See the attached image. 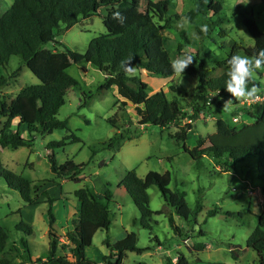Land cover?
<instances>
[{"label": "rangeland", "instance_id": "obj_1", "mask_svg": "<svg viewBox=\"0 0 264 264\" xmlns=\"http://www.w3.org/2000/svg\"><path fill=\"white\" fill-rule=\"evenodd\" d=\"M13 1L0 0L1 13H4ZM146 1L138 0L137 15L142 14ZM165 1L168 3L169 16H182L193 8L191 0ZM222 2L221 17L224 23L219 28L226 37L219 38L218 28H214L211 36L215 43L208 39L200 42L198 35L188 28L184 19L178 21L171 29L162 30V34L170 40H173L179 31H188L190 36H194L191 41L198 44L184 48L180 55L170 51L171 61L182 55L191 56L193 62L188 67L196 66L201 59L204 66L210 68L215 61L226 58L227 53L225 49H219L220 44L224 43L229 47L234 43L244 47L253 46L251 36L234 13L237 7L244 8L264 32V5L261 0ZM108 10L109 8L101 9L96 16L80 20L71 29L58 35L56 41L60 42L61 46L47 44L43 48V51L57 52L69 63L67 73L77 82V86L67 92L65 105L57 115L58 120L67 122L66 129L56 130L51 134L29 136L21 127L19 130L23 137L33 139L31 148L11 150L0 147V226L6 227L10 235L8 248L0 258L8 257L19 262L21 259L18 255L23 251L19 241L24 238L28 241L31 259L45 260L49 244L46 217L49 205L43 192L55 201L51 207L55 219L53 227L62 245L65 244L64 233L71 230V221L77 217L79 211L74 192L89 187L95 193L101 194L104 184L108 183L111 185L109 190L114 203L109 204L112 213L110 228L108 231H97L88 239L86 248L87 257L95 262L101 264L102 257L110 254L105 245L106 239L114 243L126 233L134 232L137 235V247L145 251L139 254L127 253L122 264H167L168 261L175 263L179 255L184 256L190 264H259L256 253L246 245L256 226L255 216L264 210L260 184L251 175L254 173V161L247 160V164L229 170L211 156H204L202 165L195 166L183 152L181 145L171 137L183 126L189 125L192 131L185 142L189 149L195 147L197 139L203 141V148L233 146L238 140L248 136L247 127L251 122L245 116L233 115V110L240 107L237 105L234 108L231 103H226L220 110L214 104L206 105L200 110L197 119L190 120L194 107H202V104L195 105V79L181 74L161 78L135 70L128 76L139 78L146 83L149 95L163 90L167 99L176 101L187 116L167 129L138 126L134 107L131 104H121L123 101L117 95L115 87L108 91L98 89L106 76L85 62L73 63L66 54V50L83 54L92 39L106 33L105 23L115 28L108 20ZM194 21L201 30L203 26L208 27L211 23L201 16L196 17ZM201 44L208 51L211 60L202 54L198 59L196 52ZM0 78H3L0 82V98L6 101L14 99L23 88L38 84V80L20 64L17 57H11L8 64L0 66ZM260 86L264 89V75L260 78ZM237 99L238 102L243 100ZM234 117L238 118L237 123L232 122ZM218 119L228 121L235 129V134L227 142L220 139L216 133L215 122ZM5 121L0 118V129ZM111 121H115V126ZM16 126L17 121L13 120L11 130L14 131ZM121 133L125 139L108 149L107 144L117 139ZM71 135L79 138L81 142L55 148L53 151L57 164L61 165L69 160L75 165L84 166L81 174L74 180L59 179L50 169L47 159L50 150L47 146ZM3 171L26 179L31 186L40 183L44 186L30 196L32 203H25L19 193L11 189L1 177ZM129 171H134L141 179L149 172L170 173V191L184 193L186 204L195 211L194 220L191 219L188 223L174 216L175 225L181 231L180 235L176 234L168 223L167 215L172 211L165 206L156 186L147 190L149 207L161 215L152 217L150 229L132 224L133 220L139 219V214L129 196L119 186L120 179ZM232 189H235V192ZM197 206H200V210L196 209ZM211 212L216 214L209 216ZM228 213L243 215L237 218L228 216ZM20 221L30 226L29 236L15 229ZM199 246H203V249H199ZM15 247L18 248L16 254L12 249Z\"/></svg>", "mask_w": 264, "mask_h": 264}, {"label": "trees", "instance_id": "obj_2", "mask_svg": "<svg viewBox=\"0 0 264 264\" xmlns=\"http://www.w3.org/2000/svg\"><path fill=\"white\" fill-rule=\"evenodd\" d=\"M193 8L186 14L169 16L168 3L165 0H147L141 15H137L138 0H14L12 5L4 12L0 11V66L9 63L11 57H17L20 64L38 80V84L23 88L14 99L8 101L0 98V118L5 123L0 129V147L17 150L18 148H31L33 139H26L20 133L24 128L29 136L32 134H51L56 130L66 129L67 122L57 119L59 110L65 105L67 92L77 86V82L67 73L69 63L57 52L43 51L47 44L61 46L56 37L76 25L80 20H87L96 16L101 9L109 8L108 20L115 28L105 23L106 33L92 39L85 52L79 54L66 50L69 59L77 64L85 62L106 76L99 90L108 91L116 88L117 95L122 99L121 104L134 107L138 117L137 125L142 127H156L167 129L170 125L186 118L183 109L174 100H168L165 92L159 90L148 94V85L139 78H130L122 67V62L129 63L135 70L143 71L147 75L161 78H170L176 73L171 68L170 51L180 55L184 48L198 45L191 41L192 36L188 31H179L173 40L162 34V30H169L181 19L187 22L188 28L198 35L200 42L212 40L211 32L218 28V37L224 38L225 33L219 27L224 23L222 19V0H191ZM264 5V0H261ZM119 12L122 19H115L114 14ZM201 16L210 20L207 32L202 31L195 24V18ZM241 21L245 31L253 40L252 47H244L234 43L230 47L222 43L220 50L226 51V58L215 61L213 66L206 68L203 61L198 60L196 66L185 69L184 74L195 79L197 100L190 120L198 118L200 110L206 105L214 104L217 109H223L226 103H231L235 108L239 106L237 98L226 91L225 82L229 65L228 59L238 54L252 57L259 50L264 49V32H262L250 14L244 8L237 7L234 13ZM215 43V40H212ZM198 59L202 56L210 59L208 51L201 44L197 50ZM264 72H254L251 83L260 86V78ZM3 78H0V82ZM251 83L249 87H251ZM172 89V88H170ZM86 103L83 104L85 106ZM233 115L245 116L251 124L248 125V136L238 140L233 146H213L203 148V141L197 139L194 148L189 149L185 142L192 127L183 126L174 136L183 152L190 157L195 166L202 165L204 156H211L226 169H235L236 166L247 164L253 160L251 174L259 182L264 197V105L256 104L250 108H235ZM17 121L14 131L11 123ZM115 126V121H111ZM216 133L224 141H229L235 134V129L226 120L218 119L215 122ZM121 133L107 144L108 149L124 140ZM68 141V142H67ZM81 142L79 138L71 135L59 142L47 146L50 150L47 159L52 173L59 179L74 180L83 169V164L75 165L72 161L58 165L54 149L66 146L69 143ZM103 147V145H101ZM1 177L8 186L19 193L25 203H32L31 195L41 190L44 184H30L24 178L10 172L3 171ZM171 182L170 173L163 174L149 172L144 178H139L134 171L125 173L120 179L119 186L129 196L134 208L139 214L138 220L132 224L144 229H150L152 217L161 215L149 207L147 190L156 186L163 202L172 213L168 216V223L174 232L181 234L180 228L175 225L174 216L188 223L194 220L195 211L186 204L185 194L169 189ZM110 184H104L101 194L95 193L92 188L83 187L74 192V197L79 204L77 217L71 221V230L63 236L65 244H60L59 236L54 230L55 219L51 207L54 200L46 192L43 196L49 205L48 220V251L44 261L31 259L28 241L20 239L19 245L23 250L20 261L16 262L8 257L0 258V264H99L86 255L88 239L92 238L99 230L108 231L111 225L112 213L109 204L113 203ZM199 205V203L197 204ZM200 210V206H197ZM216 212H211L213 216ZM242 213H228V216L242 217ZM256 217V226L246 241L247 248L253 250L259 258V264H264V210ZM30 235V226L23 221L15 227ZM203 234V232H199ZM9 231L0 226V255L4 254L9 245ZM106 247L110 250L108 256L102 257L101 264H122L129 252L143 253L145 249L137 247V235L134 232L126 233L124 237L114 243L105 240ZM15 254L18 248H12ZM203 249V246H199ZM64 252L63 254H60ZM190 264L186 258L179 255L175 263Z\"/></svg>", "mask_w": 264, "mask_h": 264}, {"label": "clouds", "instance_id": "obj_3", "mask_svg": "<svg viewBox=\"0 0 264 264\" xmlns=\"http://www.w3.org/2000/svg\"><path fill=\"white\" fill-rule=\"evenodd\" d=\"M115 19H122L119 12L114 14ZM207 32V26L202 27ZM131 60L122 62L126 74H131L135 68L130 65ZM193 62L191 56H181L171 61L172 71L176 74H184L185 69ZM229 70L225 89L234 98L253 99L257 98L260 91L258 85L251 83L254 72H264V49H261L252 57L232 55L228 61ZM251 83V87H249Z\"/></svg>", "mask_w": 264, "mask_h": 264}, {"label": "built area", "instance_id": "obj_4", "mask_svg": "<svg viewBox=\"0 0 264 264\" xmlns=\"http://www.w3.org/2000/svg\"><path fill=\"white\" fill-rule=\"evenodd\" d=\"M256 104H263L264 105V89H260L257 98L253 99H243L242 101L239 102V107L240 108H250L252 105ZM233 123L238 122V118L234 117L232 119ZM233 192H235V189H232ZM250 194V191H249Z\"/></svg>", "mask_w": 264, "mask_h": 264}, {"label": "crops", "instance_id": "obj_5", "mask_svg": "<svg viewBox=\"0 0 264 264\" xmlns=\"http://www.w3.org/2000/svg\"><path fill=\"white\" fill-rule=\"evenodd\" d=\"M145 73V72H144Z\"/></svg>", "mask_w": 264, "mask_h": 264}]
</instances>
